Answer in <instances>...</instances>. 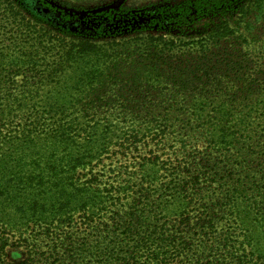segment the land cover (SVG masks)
<instances>
[{
    "label": "trees",
    "instance_id": "16d2710c",
    "mask_svg": "<svg viewBox=\"0 0 264 264\" xmlns=\"http://www.w3.org/2000/svg\"><path fill=\"white\" fill-rule=\"evenodd\" d=\"M73 1L0 0V264H264V0Z\"/></svg>",
    "mask_w": 264,
    "mask_h": 264
},
{
    "label": "rangeland",
    "instance_id": "374dc122",
    "mask_svg": "<svg viewBox=\"0 0 264 264\" xmlns=\"http://www.w3.org/2000/svg\"><path fill=\"white\" fill-rule=\"evenodd\" d=\"M181 0H84V1H73L71 5L63 6L60 5L59 8L64 9L65 11L78 14L80 16H86L90 14H96L98 12H104V14H114V16H124L126 14L125 10H132V13H135L136 11L143 9V8H150V10H153L157 7L172 4L174 2H179ZM58 5V4H57ZM103 15H98L95 19H103L102 21H105L106 17H102ZM94 20V19H92ZM91 24L95 28L100 27V23H92L90 21L86 22ZM134 24H137L135 21ZM111 25V23L109 24ZM107 26V24H106ZM103 26L101 32H106L105 27ZM89 29V27H87ZM135 29V28H133ZM260 45H252L253 52H251L252 56L257 60H260V53L261 50H259Z\"/></svg>",
    "mask_w": 264,
    "mask_h": 264
}]
</instances>
